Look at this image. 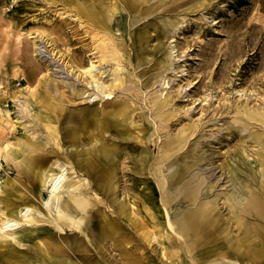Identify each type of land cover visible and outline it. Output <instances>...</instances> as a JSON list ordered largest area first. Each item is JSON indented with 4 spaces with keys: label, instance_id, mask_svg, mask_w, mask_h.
Masks as SVG:
<instances>
[{
    "label": "rangeland",
    "instance_id": "rangeland-1",
    "mask_svg": "<svg viewBox=\"0 0 264 264\" xmlns=\"http://www.w3.org/2000/svg\"><path fill=\"white\" fill-rule=\"evenodd\" d=\"M34 156L65 168L49 207ZM26 206L0 264H240L264 236V0H0V224Z\"/></svg>",
    "mask_w": 264,
    "mask_h": 264
},
{
    "label": "bare ground",
    "instance_id": "bare-ground-1",
    "mask_svg": "<svg viewBox=\"0 0 264 264\" xmlns=\"http://www.w3.org/2000/svg\"><path fill=\"white\" fill-rule=\"evenodd\" d=\"M182 1V0H181ZM180 3V1H179ZM137 18V17H136ZM132 19V18H131ZM100 50V49H99ZM101 59V58H100ZM74 68V67H73ZM97 65L94 62V60H92L90 62V64L86 67L83 68L81 70H79V74L83 75L85 77L88 78V83L92 88H94V91L92 92L93 98L94 99L96 96L97 97H103V98H108L110 97L111 91H109L108 87L106 84H103L101 81H98V78L95 77V70L97 69ZM89 87V86H88ZM69 88V87H68ZM114 88V87H113ZM84 91L81 92H77V94H81ZM91 94V95H92ZM59 99V98H58ZM22 103V102H21ZM108 103V102H107ZM64 104V103H63ZM23 105V104H22ZM112 106V105H111ZM22 107V106H21ZM110 107V106H109ZM130 113V112H129ZM19 116V115H18ZM128 116V115H126ZM116 118V117H115ZM114 118V119H115ZM129 118V117H128ZM120 120V119H119ZM118 120V121H119ZM125 121V120H124ZM23 123V122H22ZM50 130L53 132V127H50ZM54 133V132H53ZM25 145V144H24ZM17 146V145H16ZM30 146V145H29ZM145 148V147H144ZM119 150V149H118ZM141 154V153H140ZM144 155V153H143ZM149 156V155H148ZM141 157V156H138ZM145 160V159H144ZM143 160V161H144ZM56 161V160H55ZM43 163H44V159L42 157L39 156H34V157H30L29 160L25 162V167L28 168V166H38L39 170L37 169V173H34L35 176H37V178L39 179V181L41 182V184H45L48 186L49 189V196L48 198L45 200L44 204L47 206V204L49 203V201H51V199L53 200H57L59 199V189L62 186L63 182L65 181V172L62 166H59L61 169V172H55L54 170L50 169V167L48 168L47 172H45L43 169ZM62 163V162H60ZM112 163V162H111ZM138 163H142V159L140 158ZM137 163V165H138ZM58 165V164H57ZM90 166V165H89ZM51 170V171H50ZM102 176V175H101ZM103 178V177H102ZM107 178V177H106ZM104 180V179H103ZM233 189L230 191V195L228 198V202H229V206L230 207H235L236 204L239 203L240 198H242L245 190H246V185L244 183H242L240 180L235 178L234 181V185H233ZM79 202V205H81V203L83 202L82 200L78 199L77 200ZM253 199H251V201L249 202L250 204L253 203ZM65 204V202H64ZM67 204V203H66ZM49 207V204H48ZM30 211H31V207L30 206H26L24 210H19V212H15V213H11L9 216L6 215L4 217V220L1 222L0 228H6L9 229V227H12L13 225L17 224L20 222L21 219V215L25 216V219L23 220V222H29L31 221V217H30ZM196 212L194 213H189V214H185L180 216V222L179 224L181 226H186L188 224H192L194 222V224L196 223ZM32 222V221H31ZM78 222V221H77ZM74 224V223H73ZM79 222L76 223V226H79ZM203 233V232H202ZM201 233V234H202ZM200 234V235H201ZM119 235V234H118ZM193 247V246H192ZM64 264H70L69 262H66Z\"/></svg>",
    "mask_w": 264,
    "mask_h": 264
},
{
    "label": "crops",
    "instance_id": "crops-1",
    "mask_svg": "<svg viewBox=\"0 0 264 264\" xmlns=\"http://www.w3.org/2000/svg\"><path fill=\"white\" fill-rule=\"evenodd\" d=\"M248 239L241 238L238 243V249L242 253L240 264H264V236H256L254 241Z\"/></svg>",
    "mask_w": 264,
    "mask_h": 264
}]
</instances>
